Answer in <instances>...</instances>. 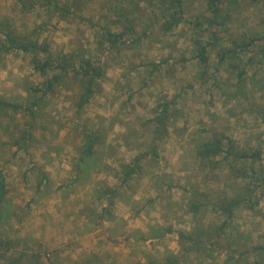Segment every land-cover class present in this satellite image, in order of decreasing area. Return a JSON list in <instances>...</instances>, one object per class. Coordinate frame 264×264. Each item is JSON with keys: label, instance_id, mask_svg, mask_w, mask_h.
Instances as JSON below:
<instances>
[{"label": "rangeland", "instance_id": "rangeland-1", "mask_svg": "<svg viewBox=\"0 0 264 264\" xmlns=\"http://www.w3.org/2000/svg\"><path fill=\"white\" fill-rule=\"evenodd\" d=\"M182 2L0 0V38L14 30L104 70L78 113L74 77L42 95L34 88L45 78L27 55H0L7 191L0 240L11 242L0 247V259L17 253L22 264H264V0L223 6L225 24L207 63L194 44L210 41L207 21L198 25L207 0ZM170 13L179 23L166 32L162 21L173 20ZM104 29L124 33V42L100 44ZM227 48L236 53L221 61ZM85 125L102 139L80 173L74 164ZM28 133L22 148L14 145ZM221 136L261 159L230 170L223 155L196 157L199 144ZM135 157L142 158L141 172L122 186L123 165ZM112 186L109 207L101 192ZM220 192L246 198L231 217L209 200ZM102 208L111 209L109 219Z\"/></svg>", "mask_w": 264, "mask_h": 264}, {"label": "trees", "instance_id": "trees-1", "mask_svg": "<svg viewBox=\"0 0 264 264\" xmlns=\"http://www.w3.org/2000/svg\"><path fill=\"white\" fill-rule=\"evenodd\" d=\"M229 0H207V16H203L201 22L198 25H202L204 21H207L208 26L204 29V33H209V42H202V40L196 39L194 44L197 51V57L202 63H207L209 54L216 48L220 41L222 27L225 24L224 17L221 19L223 13V6L227 4ZM161 7H170V5H182V0H159ZM166 11L170 9L165 8ZM169 17L173 20L164 18L163 25L166 32L170 31L175 24L179 23V19L175 17V14L170 13ZM221 19V21H219ZM131 30L130 27H127ZM100 44H110V46L116 43L124 42V33H114L111 30L104 29L101 34ZM262 39V38H261ZM256 40H251L248 45L243 46L249 47L253 45ZM14 50L23 52L28 56L29 62L34 70L45 78L43 86L35 87L34 92H40L42 95H46L53 91L56 84L60 83L62 79L68 76L74 77L79 83L81 91L78 95V99L75 102V107L78 113H80L84 107L91 101L92 97L97 92L99 80L104 76V70L101 65L89 58L78 59L73 54H57L53 51L51 45L47 41L40 42L37 39L28 36H22L16 34L14 30H8L5 33V38H0V55L10 53ZM235 49L227 48L220 54V60L223 61L226 57L235 54ZM239 78L241 79L244 72H239ZM158 125L165 129L166 123L163 117L158 119ZM76 130H78L76 128ZM162 131V130H161ZM161 131H156L157 137L160 136ZM30 134L24 135L21 139L15 140L14 145L22 148L23 141L27 140ZM80 144L76 148L79 152V158L74 164L76 172H82L88 164L87 159L94 158L98 154V145L101 142V133L99 131L92 130L86 125L83 126L79 133ZM225 161H228L230 170L234 169V165L237 162L246 163L249 160L261 159L259 151L249 152L240 149L236 146L232 138L221 136L210 138L203 141L196 149V157L200 160L212 159L218 156H222ZM141 157H135L133 163L125 164L122 168V181L121 185H128L134 175L141 172L140 161ZM244 172H242V175ZM47 177L43 174L42 179L39 181V185L43 184V180ZM79 179V176H78ZM101 193L102 196H107L109 200V207L113 206L114 198L116 194V187L104 189ZM6 184L5 178L0 172V222L2 219L1 206L6 199ZM253 192L249 191L248 196L253 197ZM101 196V197H102ZM100 198V197H99ZM215 208L222 212L227 213L228 217H231L236 207L244 203L245 197L226 196L222 192L217 193L215 197L209 199ZM109 208H102V217L112 216V211ZM14 215V214H13ZM22 220H20L21 222ZM11 242H5L0 240L1 248H9ZM259 247L264 248L263 245L259 244ZM23 255V254H21ZM21 257H15L13 255L7 256L5 262L0 264H22ZM84 262H91L90 259Z\"/></svg>", "mask_w": 264, "mask_h": 264}, {"label": "crops", "instance_id": "crops-1", "mask_svg": "<svg viewBox=\"0 0 264 264\" xmlns=\"http://www.w3.org/2000/svg\"><path fill=\"white\" fill-rule=\"evenodd\" d=\"M2 249H3V248H2ZM0 254H1V252H0ZM16 254H17V253H16ZM16 254H15V255H13V256L17 257V255H16ZM4 257H6V256H4ZM5 261H6V258H5V259H3V258H1V259H0V262H5Z\"/></svg>", "mask_w": 264, "mask_h": 264}]
</instances>
